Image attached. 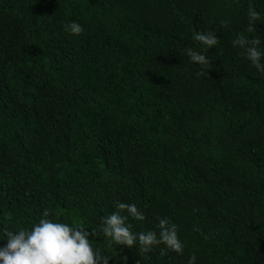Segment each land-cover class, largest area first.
<instances>
[{"label": "trees", "instance_id": "trees-1", "mask_svg": "<svg viewBox=\"0 0 264 264\" xmlns=\"http://www.w3.org/2000/svg\"><path fill=\"white\" fill-rule=\"evenodd\" d=\"M237 33L264 48V0H0V227L47 211L96 229L108 264H264V75ZM115 201L136 232L167 217L183 251L107 247Z\"/></svg>", "mask_w": 264, "mask_h": 264}, {"label": "clouds", "instance_id": "clouds-1", "mask_svg": "<svg viewBox=\"0 0 264 264\" xmlns=\"http://www.w3.org/2000/svg\"><path fill=\"white\" fill-rule=\"evenodd\" d=\"M258 16V11L249 7L246 32L254 31V22ZM220 23L226 26L228 21L222 20ZM63 27L73 35L82 31L76 21L68 22ZM192 39L206 50L218 42L213 31H193ZM231 43L234 48L242 50L246 60L258 73L264 75V48L259 47V37L237 33ZM184 51L188 59L202 69L209 63L203 51L197 52L190 47H185ZM129 218L142 221L145 217L135 203L123 201H115L114 210L101 217L100 232L107 241V247L123 245L132 248L135 245L141 252H150L154 246L163 245L161 252L183 251L177 225L167 217L157 218V230L139 232L132 230ZM96 237V229L81 227L79 224L70 226L44 211L27 228L0 227V264H108L114 256L93 246L90 241ZM195 259V255H190L187 264H195Z\"/></svg>", "mask_w": 264, "mask_h": 264}]
</instances>
